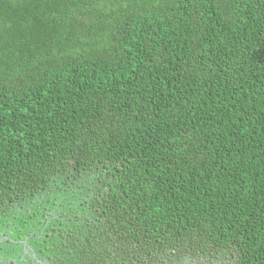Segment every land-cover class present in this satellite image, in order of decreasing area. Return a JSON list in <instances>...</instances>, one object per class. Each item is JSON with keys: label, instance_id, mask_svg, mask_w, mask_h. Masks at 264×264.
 I'll return each mask as SVG.
<instances>
[{"label": "trees", "instance_id": "16d2710c", "mask_svg": "<svg viewBox=\"0 0 264 264\" xmlns=\"http://www.w3.org/2000/svg\"><path fill=\"white\" fill-rule=\"evenodd\" d=\"M5 235L14 264H264V0H0Z\"/></svg>", "mask_w": 264, "mask_h": 264}, {"label": "flooded vegetation", "instance_id": "af4514ba", "mask_svg": "<svg viewBox=\"0 0 264 264\" xmlns=\"http://www.w3.org/2000/svg\"><path fill=\"white\" fill-rule=\"evenodd\" d=\"M2 232V231H1ZM10 237L5 235L0 237V240L9 239ZM26 242V239L24 240ZM4 247V245H0V250ZM10 249H15L13 246H6ZM22 249L24 254H29V250H31V246L24 243L22 245ZM34 256V254H29ZM239 254L235 251L223 250L217 252H195L193 254H185L180 260L175 264H238L239 260L237 257ZM22 260V259H21ZM0 264H14V261L7 262L4 260V257L0 254ZM18 264V263H17ZM46 264V263H42Z\"/></svg>", "mask_w": 264, "mask_h": 264}]
</instances>
